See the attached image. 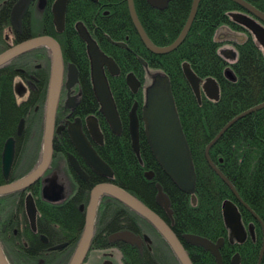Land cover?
Returning <instances> with one entry per match:
<instances>
[{
  "label": "flooded vegetation",
  "instance_id": "1",
  "mask_svg": "<svg viewBox=\"0 0 264 264\" xmlns=\"http://www.w3.org/2000/svg\"><path fill=\"white\" fill-rule=\"evenodd\" d=\"M69 1L71 9L77 2L67 0L63 25L60 26L53 11L55 0H0V54L30 38L47 35L58 45L62 61L53 116L50 160L30 183L0 193V249L7 264H70L86 225L93 188L102 183L114 184L115 174L105 149L109 141L118 143L121 140L118 136L121 135L123 126L126 125L128 129V115L134 103L139 118V142L143 135L141 108L145 101V90L156 74L144 70L143 74L146 73L150 81L146 84L140 66L145 68L147 63L128 47V34L122 32L114 36L109 32L110 27H104L102 22L112 19L113 13L96 7L95 13L87 15L89 18L78 15L75 17L74 14L71 18H66ZM88 1L91 4L100 3L99 0ZM88 1L84 4L90 8ZM144 1L154 8L147 0ZM132 2L134 6V0ZM126 4L130 25L137 33L127 0ZM79 25L117 67V71L111 72L103 65V72L120 118L119 134L112 132L100 111L101 105L92 83L87 42L80 35ZM261 25L264 27L263 23ZM222 28L224 27H219L216 33ZM138 38L140 39L139 35ZM123 54L124 59L120 57ZM51 57L50 47L36 45L0 64V186L10 185L30 175L42 162ZM70 65L77 71L76 79L69 75ZM129 73H133L139 82L135 90L127 83L126 76ZM16 87L24 90V98L20 101L15 96ZM8 92L10 96L7 95ZM1 93L8 103L2 101ZM109 130L115 137H109ZM78 135L84 137L108 164L110 175L95 172L87 163L74 143ZM9 139L13 141V156L5 174L2 155ZM129 140L135 154L134 160L139 166L146 159L141 154L144 149L141 151L139 143L136 153L131 145L130 134ZM144 177L150 180L154 177V172L146 170ZM155 196L156 193L152 210L169 226L168 214L156 202ZM236 201L240 202L237 198ZM235 205L239 213V208L236 203ZM244 207L247 208L245 205ZM253 217V221L248 224L245 222V227L241 223L244 238L241 241L235 239L238 242L245 238L254 241L256 231H260V252L262 248L263 251L261 255L259 252L258 261L260 259V264H264V261L261 262L262 254L264 255V220L257 219L254 215ZM124 230L135 234L138 243L112 238L114 233ZM160 236L162 235L158 229L146 218L117 198L101 192L92 213V235L81 264H113L114 259L123 264L124 252L134 250L137 255H141L152 251L159 246L158 243L163 244ZM223 245L224 240L221 248ZM91 250L99 252L94 259L89 258ZM238 261L240 264L239 256Z\"/></svg>",
  "mask_w": 264,
  "mask_h": 264
},
{
  "label": "trees",
  "instance_id": "2",
  "mask_svg": "<svg viewBox=\"0 0 264 264\" xmlns=\"http://www.w3.org/2000/svg\"><path fill=\"white\" fill-rule=\"evenodd\" d=\"M76 1L73 9L69 1L66 18H71L72 14L89 18L87 15L98 7L109 10L114 17L102 24L110 27L109 32L114 36L122 32L128 34V47L147 63L146 69L140 66V72L143 74L145 70L168 76L196 174L193 202L191 194L179 190L164 174L143 135L139 143L141 151L144 149L141 154L146 159L137 166L125 125L118 136L121 140L118 143L109 141L105 149L115 174L114 184L152 209L156 193L154 185L160 183L170 201L172 218L167 219L168 224L193 264H215V259L202 247L186 243L181 237L185 233L200 235L214 242L223 238L224 245L220 249L222 264H230L231 257L236 253L240 264H257L261 232L256 231L254 241L245 238L238 242L230 235L222 206L224 201H235L244 227L245 222L248 224L254 220L253 215L264 220V107L234 121L208 150L210 161L232 184L242 201H236L230 187L214 171L205 156L206 146L227 122L264 102L263 48L251 31L232 17L234 12L243 13V8L233 0H200L182 42L167 53L153 54L145 48L131 27L126 0H99L98 5L88 0ZM87 1L90 8L84 4ZM245 1L264 13V0ZM191 4L192 0H169L165 8L158 10L149 7L144 0H134L143 29L157 46L168 45L177 38L187 20ZM219 27H226L244 38L241 41L217 40ZM120 57L125 58L124 54ZM183 63H187L199 78L211 77L216 80L219 88L217 100L208 99L203 93L200 102L197 100L184 76ZM130 65L132 67L133 62ZM228 71L231 76L227 74ZM143 75L146 84L149 83L147 74ZM7 95L10 96L9 92ZM2 101L8 103L3 94ZM109 137H115L110 130ZM149 169L154 172L150 180L144 177V172ZM160 239L163 244L158 243L157 248L144 254L137 255L134 250L124 252L123 264H181L166 240L162 236Z\"/></svg>",
  "mask_w": 264,
  "mask_h": 264
},
{
  "label": "water",
  "instance_id": "3",
  "mask_svg": "<svg viewBox=\"0 0 264 264\" xmlns=\"http://www.w3.org/2000/svg\"><path fill=\"white\" fill-rule=\"evenodd\" d=\"M199 1L200 0H192L189 15L181 32L173 42L165 46H157L150 41L136 16L132 0H127V3L132 22L145 48L151 53L163 54L173 50L182 42L194 18ZM233 1L236 2L239 6H241L243 10L248 12L252 17L242 12H234L232 13V17L251 31L258 44L263 48L264 51V27L259 23L260 21L264 24V13L245 0ZM147 2L150 6L156 9H163L164 7H166L168 0H147ZM66 3L67 0H55L54 3V16L58 25L60 24V26L63 25ZM80 35L87 42V50L91 59L92 83L95 95L101 105L100 111L105 117L112 132L119 134L121 131L120 118L118 116L114 100L110 93L108 83L103 72V65H106L111 72L117 71V67L110 57H107L100 51L96 43L92 39H90V37L85 32L82 26H80ZM227 36L228 39H234L238 41H241L243 39L242 35L236 34L231 31L228 32ZM36 45H46L52 49L49 85L46 98L42 162L40 166L36 169V171L31 173L30 175L10 185L0 186V193L9 192L16 188H19L20 186L30 183L47 165L51 157L53 116L58 96L62 69L61 53L58 45L54 42L51 37L47 35L30 38L2 52L0 54V64ZM183 73L199 102L201 100V93H203L208 99H218L219 88L215 79L211 77L205 79L199 78L191 70L187 63H183ZM227 74L231 76L229 71L227 72ZM69 75L71 78L76 79L77 71L72 65L69 66ZM126 80L132 90H135L139 84L138 80L136 79L133 73H129L126 76ZM263 107L264 102H261L232 118L222 127L218 134L211 140V142L205 148V156L210 166L220 176V178L230 187L232 193L239 201L242 200L238 193L235 191L232 184L210 161L208 156V150L209 147L220 137L223 131H225L234 121L248 113H251ZM135 109L136 103L133 104L131 110L129 111L128 131L131 138L132 148L136 153H138L139 118ZM140 119L143 123V136L155 161L160 166L164 174L172 181V183L179 190L192 195V201L194 202L195 198L193 194L195 190L196 180L195 169L190 149L183 133L178 113L175 107L168 76L157 73L153 77L150 84L147 86L145 90V101L141 108ZM74 141L80 154L85 158L87 163L93 168L95 172L105 173L108 175L111 174V169L108 164H106L100 158V156L88 144L84 137L78 135V137ZM2 156L3 169L4 173L6 174L10 167V163L13 156L12 139H9L6 142ZM74 165L77 169V164L75 163ZM150 173L152 175L151 171ZM147 176L150 177L149 175ZM155 188L156 202L162 207H164L168 214V217L171 219L172 214L169 207L170 201L167 194L162 190V186L160 185V183L157 182L155 184ZM101 192H104L117 198L121 202L128 205L131 209L139 213L141 216L146 218L149 222H151L158 229L159 233L166 240V242L169 244L181 264H193L179 238L174 234V232L166 224V222L137 197L112 183H102L96 185L93 188L91 193V201L88 210V215L86 218V225L70 264H81L87 252L92 235V213L96 206L98 196ZM245 206L249 209L247 205ZM222 210L226 225L230 229L231 235L237 240L241 241L244 238L245 233L241 225L239 213L235 203L229 200L224 201ZM254 216L258 219L256 215ZM144 237L149 240L148 236L145 235ZM181 237L186 243L194 246H200L204 250L210 252L215 259V264H222V257L220 253V248L223 244L222 238L218 239L216 242H213L205 237L191 233H185ZM112 238L132 243L133 241H136L138 237L131 231L124 230L114 233L112 235ZM136 242L138 243V241ZM262 251L263 248L260 252V255ZM259 261L258 264H260ZM0 264H7L1 249ZM232 264H239L238 254H235L232 257Z\"/></svg>",
  "mask_w": 264,
  "mask_h": 264
},
{
  "label": "rangeland",
  "instance_id": "4",
  "mask_svg": "<svg viewBox=\"0 0 264 264\" xmlns=\"http://www.w3.org/2000/svg\"><path fill=\"white\" fill-rule=\"evenodd\" d=\"M243 13L246 14V15H248V16H250V17H252V16H251L248 12H246V11H243ZM259 23L262 24V22H260V21H259ZM226 29H227V28H226ZM227 30H228V29H227ZM14 92H15L16 99H17L18 101H20V100H22V99L24 98V90H23V88H20V87L18 88V87H16V89L14 90ZM97 254H99L98 251L91 250V251L89 252V258L94 259V257H95ZM113 264H121V263H120V261H118L117 259H114V260H113Z\"/></svg>",
  "mask_w": 264,
  "mask_h": 264
},
{
  "label": "crops",
  "instance_id": "5",
  "mask_svg": "<svg viewBox=\"0 0 264 264\" xmlns=\"http://www.w3.org/2000/svg\"><path fill=\"white\" fill-rule=\"evenodd\" d=\"M228 32H230L229 30H227L226 28H222L220 29V31L218 32V34L216 35V39L217 40H226L228 39ZM223 34V35H222ZM222 35V36H221Z\"/></svg>",
  "mask_w": 264,
  "mask_h": 264
}]
</instances>
